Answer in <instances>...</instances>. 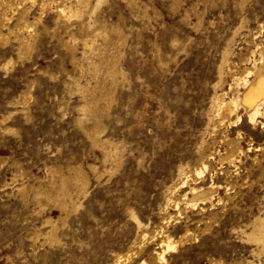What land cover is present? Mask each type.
<instances>
[{
  "label": "rangeland",
  "instance_id": "1",
  "mask_svg": "<svg viewBox=\"0 0 264 264\" xmlns=\"http://www.w3.org/2000/svg\"><path fill=\"white\" fill-rule=\"evenodd\" d=\"M141 1L151 17L145 23L126 0H109L108 6L103 4L97 9L109 22L117 21L121 14L128 44L120 60L123 80L116 83L114 100L102 119L101 137L118 143L122 154L119 169L109 179L106 172L97 182L88 170L89 164L99 171L109 169V165L101 162L100 150L75 124L82 105L74 82L79 73L66 62L65 49L50 34L53 14L44 12L47 30L40 31L30 55L18 58L12 39L0 46V120L14 111L8 102L28 82L32 83L30 117L25 118L20 110L11 113L4 126L13 132L3 131L0 122V264H107L111 254L124 251L136 235L129 208L152 231L160 221L162 193L175 177L177 166L196 159L225 39L240 18H245L247 24L236 34V51L242 49L246 53L249 42L243 34L251 26L254 30L262 24L260 38L264 39V0H246L243 7L238 4L240 0H179L180 6L174 10L169 8L170 0ZM152 7L157 16L152 14ZM186 9L189 21L202 17L199 30L181 20ZM173 35L180 38L183 49L170 46ZM186 35L192 40H185ZM153 42L162 57H173L163 66ZM62 58L64 69L59 67ZM8 59L14 64L2 68ZM233 60L237 62L235 57ZM45 69L48 72L40 71ZM228 82L225 75V89ZM239 114L240 121L229 127L230 131L240 129L243 146L250 139L254 146H264V129H252L242 109ZM245 163L249 165L248 160H243L239 170ZM77 164L90 176V188L82 205L67 217L65 226L59 222V244L40 246L44 240L39 236L33 251L30 235L34 226H40L43 215L51 212L52 218L57 219L59 212L45 207L43 213H36L34 209L39 208L31 201L32 193L23 203L17 186L27 182L34 188H46L45 166L58 165L66 170ZM14 175L16 180L11 183ZM223 177L218 171L215 181L221 184ZM263 183L254 169L247 184L235 188L234 198L227 201L219 221L204 232L200 225L197 240L167 255L166 264H208L209 258L221 259L225 264H264L263 257L254 251V243L245 239L239 229L264 211ZM219 194L222 195L221 189ZM189 215L194 220L199 218L196 211ZM182 225L180 222L170 228L174 236L179 235ZM44 231L42 228L41 233Z\"/></svg>",
  "mask_w": 264,
  "mask_h": 264
},
{
  "label": "bare ground",
  "instance_id": "2",
  "mask_svg": "<svg viewBox=\"0 0 264 264\" xmlns=\"http://www.w3.org/2000/svg\"><path fill=\"white\" fill-rule=\"evenodd\" d=\"M244 1L246 0H240V7H243ZM126 2L130 9L137 10L141 21L145 23L149 19L147 5L141 0ZM103 4H109V0H0V46H5L12 39L18 58L30 55L41 34L40 31L47 30L43 23L44 12L48 10L53 14L50 34L53 33L57 42L65 49L68 58L66 62L79 73L74 82L82 105L79 108L80 114L74 119L75 124L90 139L91 144L100 150L101 162L109 165V169L103 171H99L94 164L88 165L89 172L97 182L106 172L109 179L122 163L119 144L109 138H102L101 132L104 129L102 119L108 115L109 105L114 100L116 83L124 77L120 60L124 49L128 47L126 33L121 26V14L117 21L109 22L97 11ZM179 6V0H170L169 8L174 10ZM152 9V14L157 16V10L153 7ZM180 16L181 20L188 22L195 31L203 25L200 15L196 22L189 21L187 9ZM246 24V19L240 18L238 26L225 39L217 69V81L212 85L209 106L205 112L206 127L196 147L195 161L180 163L177 166L175 177L165 186L162 193L163 200L158 208L160 221L154 225L152 231H148L133 210L127 208L136 225V235L124 251L112 253L107 264H166L167 255L177 252L183 244L197 240L200 225H203L204 232L219 221L227 201L234 198L232 193L235 188L247 184L254 169L257 170V177L264 181V146H254L250 139L245 147L242 145L240 129H229L240 121L239 109L244 111L252 129H264V39L260 38L263 25L257 24L254 30L252 26L251 29L246 28L247 32L243 37L249 44L246 53H243L242 49L236 51L235 37ZM185 40L191 41L192 38L186 35ZM169 44L179 50L184 48L177 35L170 38ZM156 47L159 58L157 59L163 66L173 57H162L158 45ZM234 57L237 62L233 60ZM10 63L14 64V61L8 59L3 62L2 68L7 69ZM64 63L62 58L59 67L64 69ZM40 71L48 72L47 69ZM225 75L229 78L227 89L224 88ZM31 87L32 83L28 82L18 95L8 102L14 106V111L1 116L3 131L13 132L11 128L4 126L11 113L20 110L25 118L30 117L28 103ZM243 160H248L249 165L246 166L245 163L241 171L239 169ZM2 161L0 158V165ZM218 171L224 175L221 184L215 181ZM44 178L46 188L39 185L34 188L27 182H21L16 188L23 203L28 201L29 193H32L31 201L39 208L34 209L36 213H43L45 207L59 212L57 219L52 218L51 212L40 217V226H34V232L30 235L33 251L39 236L44 240L40 246L43 243H60L59 222L62 227L65 226L67 217L82 205V199L90 188V176L81 164L68 166L66 170L58 165L45 166ZM15 180L16 175L12 177L11 183ZM219 189L222 190V195L219 194ZM195 211L199 215L196 220L189 215ZM180 222H183L180 233L174 236L170 228L176 227ZM42 228H45L43 233ZM239 229L245 239L254 243L256 255L262 256L264 261V211L254 215ZM16 253L20 254V251L16 250ZM208 264L225 263L221 259L209 258Z\"/></svg>",
  "mask_w": 264,
  "mask_h": 264
}]
</instances>
